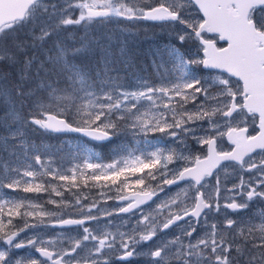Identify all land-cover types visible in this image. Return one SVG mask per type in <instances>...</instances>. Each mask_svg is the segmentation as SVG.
<instances>
[{
    "label": "snow or ice",
    "instance_id": "1",
    "mask_svg": "<svg viewBox=\"0 0 264 264\" xmlns=\"http://www.w3.org/2000/svg\"><path fill=\"white\" fill-rule=\"evenodd\" d=\"M0 264H264V0H0Z\"/></svg>",
    "mask_w": 264,
    "mask_h": 264
},
{
    "label": "rangeland",
    "instance_id": "2",
    "mask_svg": "<svg viewBox=\"0 0 264 264\" xmlns=\"http://www.w3.org/2000/svg\"><path fill=\"white\" fill-rule=\"evenodd\" d=\"M129 43L132 44L134 47H139L140 49H145V48L149 47V45L151 43V34L149 33L148 36H144L143 34H141L138 37H131V38H129ZM20 254L23 255V251H21Z\"/></svg>",
    "mask_w": 264,
    "mask_h": 264
}]
</instances>
